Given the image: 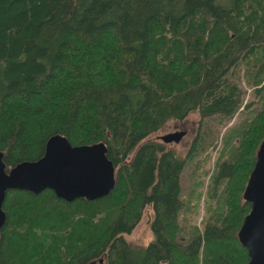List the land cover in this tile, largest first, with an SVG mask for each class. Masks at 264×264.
<instances>
[{
  "label": "trees",
  "instance_id": "16d2710c",
  "mask_svg": "<svg viewBox=\"0 0 264 264\" xmlns=\"http://www.w3.org/2000/svg\"><path fill=\"white\" fill-rule=\"evenodd\" d=\"M191 112L185 158L145 141ZM57 134L104 143L115 184L91 201L7 191L0 264H246L237 232L264 138V0H0L5 167L39 159ZM213 151L217 206L188 234L181 177L191 164L206 174ZM148 205L152 239L136 247L125 236Z\"/></svg>",
  "mask_w": 264,
  "mask_h": 264
},
{
  "label": "water",
  "instance_id": "95a60500",
  "mask_svg": "<svg viewBox=\"0 0 264 264\" xmlns=\"http://www.w3.org/2000/svg\"><path fill=\"white\" fill-rule=\"evenodd\" d=\"M185 131L162 136L165 143L178 142ZM104 143L71 145L62 135L51 136L44 154L37 160L23 161L7 169L0 152V229L6 215L2 209L9 190L39 193L45 189L66 201L77 198L94 200L105 196L115 184V167L106 156ZM250 210L237 232L240 244L246 248V264H264V138L256 152V161L243 192ZM90 264H104L99 259Z\"/></svg>",
  "mask_w": 264,
  "mask_h": 264
},
{
  "label": "rangeland",
  "instance_id": "374dc122",
  "mask_svg": "<svg viewBox=\"0 0 264 264\" xmlns=\"http://www.w3.org/2000/svg\"><path fill=\"white\" fill-rule=\"evenodd\" d=\"M219 2V1H218ZM241 84L246 89L247 94L245 99L250 96V88L241 81ZM236 118V117H235ZM235 118L228 122L225 127H222L223 134L226 128L232 125ZM200 126V118L197 112H191L183 120H170L158 132L151 134L145 141H150L163 145L166 149L172 150L179 158H185L192 139L197 133ZM176 131H185V135L178 141H171L165 143L162 136L167 133ZM220 148L218 147V150ZM133 154V153H132ZM216 152L211 153V157L204 163L203 174L199 169L195 174L191 173V165H187L181 177V200L183 201V208L179 211L178 220L184 227V231L190 234L191 232L200 231L207 218L212 216L216 206L217 200H210L208 197V186L210 182L211 173L214 169ZM209 216V217H208ZM153 217V209L151 205L144 208L142 216L134 227L132 232L126 235V239L136 247H145L152 239L150 229V220Z\"/></svg>",
  "mask_w": 264,
  "mask_h": 264
}]
</instances>
